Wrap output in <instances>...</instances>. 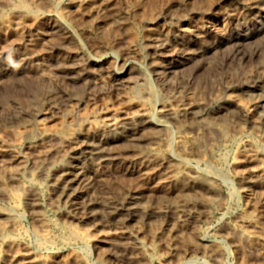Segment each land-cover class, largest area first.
<instances>
[{"label":"rangeland","instance_id":"374dc122","mask_svg":"<svg viewBox=\"0 0 264 264\" xmlns=\"http://www.w3.org/2000/svg\"><path fill=\"white\" fill-rule=\"evenodd\" d=\"M255 2L0 0V264H264V129L248 95L264 89ZM227 98L238 107L222 133L184 112H217ZM84 140L120 158L86 159L88 197L58 188ZM132 195L174 212L107 219ZM173 201L195 219L178 221Z\"/></svg>","mask_w":264,"mask_h":264},{"label":"bare ground","instance_id":"6f19581e","mask_svg":"<svg viewBox=\"0 0 264 264\" xmlns=\"http://www.w3.org/2000/svg\"><path fill=\"white\" fill-rule=\"evenodd\" d=\"M255 3H259V4H263L264 5V0H258V2H257V0H256V2ZM259 16H257V18H258ZM254 23V22H253ZM243 25H246V22H245V24H243ZM197 31V30H196ZM201 32V31H200ZM164 34V33H163ZM164 37H165V35H164ZM168 37V36H167ZM156 38V37H155ZM154 38V39H155ZM226 38V37H225ZM167 40V38L165 39V38H163V36H157V39L155 40V49L156 50H159V51H161L162 52V50H164L165 48H167V47H170L165 41ZM172 44V43H171ZM151 46V45H150ZM186 50H188V49H186ZM186 50H184L185 51V54L187 53V55L186 56H184V57H186V61H189V60H192V59H194L195 57H196V52L194 53H192V52H190V51H187L186 52ZM191 50V49H190ZM164 52V51H163ZM174 54V53H173ZM179 54V53H178ZM184 54V55H185ZM164 55V54H163ZM171 55V54H170ZM180 55H181V53H180ZM161 56V55H160ZM176 56V55H175ZM179 56V55H178ZM182 56H183V54H182ZM169 57H172V56H168V58ZM177 57V56H176ZM178 58V57H177ZM181 58V57H180ZM176 63H179V60H177V62H172L171 64L172 65H174V64H176ZM183 62H180L179 64H178V66L180 65V64H182ZM74 66V65H73ZM72 66V67H73ZM71 67V66H70ZM75 67V66H74ZM82 67V66H81ZM80 71V70H79ZM77 72V71H76ZM72 73V72H71ZM70 73V74H71ZM263 79H264V77H263ZM260 88V87H259ZM248 95H251L252 97L251 98H253V100H255V109H256V111H257V113H258V119L257 120H251V123H253L252 125H254V126H259L260 127V129L261 128H263L264 129V89H257V90H255V91H251L250 93H248ZM20 102V101H19ZM194 105V104H193ZM193 105H191L190 107L188 106V108H186L185 110H184V112L185 113H190V115H193V118L194 119H197V120H203L204 122H205V124L207 125V126H209L210 128H212L213 130L215 129L216 131H219V129L218 128H220L219 126H221V128H222V125H220V122H224L223 121V119L225 118V116H227L228 114V112H230V110H231V112H232V110L233 109H235V108H237L238 107V104H236V102H235V100H233L232 98H227L224 102H223V105H222V107H221V105H220V109L217 111V112H209V110L208 109H206V108H204L203 106H198V107H195V106H193ZM196 105V104H195ZM166 108V107H165ZM164 108V109H165ZM163 111V110H162ZM161 111V112H162ZM228 111V112H227ZM164 112H166V113H170L171 112V110H169L168 108H166L165 110H164ZM164 112H162V113H164ZM227 112V113H226ZM146 113V112H145ZM231 114V113H230ZM169 115V114H168ZM172 115V114H171ZM243 115L249 120L250 118H248V113H243ZM144 117V114H142L140 117ZM166 116V115H165ZM242 117V116H241ZM229 118V117H228ZM232 118V117H231ZM230 118V119H231ZM138 119H140L138 116L137 117H134V118H131V117H126L125 119H122V120H124V121H128V123L126 124V122H123L122 124H126V125H128V126H130V125H132L131 123H133L135 120H138ZM146 120V119H145ZM226 120H227V118H226ZM142 121V120H141ZM144 121V120H143ZM148 121V120H147ZM152 121V120H151ZM154 121V120H153ZM218 121H220L219 122V124H218ZM228 121H230V120H228ZM231 121H233V119L231 120ZM110 122V121H109ZM150 122V121H149ZM227 122V121H226ZM108 123V122H107ZM141 123V122H140ZM146 123V122H145ZM201 123V122H200ZM230 123V122H229ZM122 124H121V121L120 122H118V123H116L115 121H114V123H112L110 126L113 128V130L115 131V134L117 133L118 134V136H116V137H122V139L123 138H125V137H127L126 136V134H125V132L122 130L121 132H119V131H117V130H119V129H121V128H124V126H122ZM143 124V123H142ZM204 124V123H203ZM204 124V125H205ZM226 124V123H225ZM219 125V126H218ZM228 125V124H227ZM99 127V126H98ZM101 127V126H100ZM127 127V126H126ZM111 128V129H112ZM128 128V127H127ZM139 128V127H138ZM102 129V128H101ZM218 129V130H217ZM223 129V128H222ZM222 129H220V131L219 132H221L222 133ZM227 129V128H226ZM131 130H132V128H131ZM214 130V131H215ZM129 132V131H128ZM170 132V131H169ZM227 131L225 130V131H223V134H225ZM99 133V132H98ZM155 133V132H154ZM166 134V133H165ZM222 134V136H223V138H224V135ZM226 135V134H225ZM135 135H133V137H134ZM221 135H219V137H220ZM142 137V136H141ZM70 140V139H69ZM73 140V139H72ZM129 140H131L130 142H132V141H134L135 142V140H137V137L135 138H132V139H129ZM109 141V140H108ZM128 141V140H127ZM264 141V140H263ZM62 142V141H61ZM81 142V141H80ZM80 142L79 143H77L76 144V146L73 148V153L72 154H76V155H73V156H77V157H74V160L73 161H71L70 163H69V165L67 166V169H64V172L61 174V176H60V181H59V190L61 189V192H67V191H69V190H75V191H73V193L75 194V192L77 191V194L78 195H80V196H85V197H88V191H89V189L92 187L91 186V183L89 182V181H87V180H82L81 181V183H80V173H79V171H80V169L82 170V165H84V162L86 161V159H89V158H98L101 162H104L105 160H110V161H117V162H120V158H119V156L118 157H116V156H110L109 157V155H114V154H112L111 152L109 153L108 152V150L106 151V150H104L105 149V147L104 148H101L97 143H95V141H86L85 142V140H84V142L86 143H82V144H80ZM112 142V141H111ZM76 143V142H75ZM128 145V144H127ZM137 145H138V143H137ZM140 145V144H139ZM138 145V147H139V149L141 148L140 146ZM136 146V145H135ZM137 146H136V148H138ZM60 148V147H59ZM58 148V149H59ZM8 149V148H7ZM82 152L84 155L83 156H81V157H78V155H77V152ZM109 151H110V149H109ZM104 152L106 153V152H108V156L107 155H105L104 154ZM8 156H12V155H14L13 153H11V151L9 150L7 153H6ZM89 157V158H88ZM14 160V159H13ZM59 161V160H58ZM122 162V161H121ZM94 163V162H93ZM81 165V166H80ZM66 168V167H65ZM174 169V168H173ZM84 170V169H83ZM171 170V169H170ZM169 171V170H168ZM183 171V170H182ZM81 172H83V171H81ZM173 173H175V169L174 170H172V171H169V172H167V175H166V177H167V179L168 180H170L171 178H172V174ZM186 176H187V174H186ZM193 177V176H192ZM191 176H189V179H187V180H189L190 181V183L191 182H193L192 184H195L196 183V181L197 180H194V178H192ZM186 181V180H185ZM198 182V181H197ZM257 181H251V182H248L249 183V188L251 187H253L254 188V185H255V183H256ZM209 183V182H208ZM79 185L78 187H80L81 189L80 190H76L77 188V186H75V188L76 189H73V186L74 185ZM188 184V183H187ZM197 184V183H196ZM201 184V183H200ZM203 184V183H202ZM188 185H190V184H188ZM198 185H199V182H198ZM204 185H206L205 183H204ZM210 189L209 187H205V189ZM211 188H213V187H211ZM245 189H248V188H245ZM212 190V189H211ZM214 191V190H213ZM68 193V192H67ZM72 193V194H73ZM73 194V195H74ZM72 195V196H73ZM70 196H71V194H70ZM79 196V197H80ZM90 197V196H89ZM182 198H184V197H182ZM181 199V198H180ZM188 199V198H187ZM187 199H184V200H186L187 201ZM200 199V198H199ZM101 200H103V199H101ZM101 200H98V198L96 199V200H94V201H92V203H93V205H94V207H95V209H93V208H91V209H93V210H96V207L98 206V205H100L102 202H100ZM175 200H177V199H175ZM182 200V199H181ZM186 201L184 202V201H182V202H176L177 204H175V201H173L174 202V206L176 207V218L178 219V221L180 220V222H182V224L184 223V225L185 224H187V221H190V220H192V219H195V211H192V210H190L189 208H187L188 207V202L190 201V200H188V202L186 203ZM192 201V200H191ZM106 202V201H105ZM208 202V201H207ZM128 203L130 204V206L129 207H127V206H124L123 205V203H122V208L121 207H119V208H117V207H113L111 210H109L108 212H107V219H117V218H119V217H124V218H128V219H131V220H133V218H140V219H147V218H149V217H151L152 215H154V214H157V215H169L170 214V212H172L171 211V207L170 206H166L165 208H158L157 210H150L149 208H147V207H145L144 205L146 204H143V199H141L140 197H138V196H130V198L128 199ZM190 203V202H189ZM203 203V202H202ZM173 204V203H172ZM212 204V203H211ZM90 205V204H89ZM206 205V204H205ZM208 205V204H207ZM161 207V206H160ZM111 208V207H110ZM121 208V209H120ZM157 208V207H156ZM171 208V209H170ZM155 209V208H154ZM174 209V208H173ZM92 211V210H91ZM105 211H106V209H105ZM93 212V211H92ZM104 212V211H103ZM174 212V211H173ZM88 213V212H87ZM104 213H106V212H104ZM172 214V213H171ZM91 216V215H90ZM94 216V215H93ZM102 216H103V214H102ZM106 216V215H105ZM170 216V215H169ZM172 216H174V214L172 215ZM171 216V217H172ZM86 217V216H85ZM88 217V216H87ZM155 217V216H154ZM156 217H158V216H156ZM165 217H167V216H165ZM153 218V217H152ZM174 218H175V216H174ZM96 219V218H95ZM114 220V221H115ZM108 221V220H107ZM111 221V220H110ZM118 221V220H117ZM177 220H175V222H178ZM120 222V221H119ZM186 222V223H185ZM191 222V221H190ZM8 223H9V221H8ZM110 223V222H109ZM126 224V223H125ZM163 224V223H162ZM176 224V223H175ZM180 224V223H179ZM8 225V224H7ZM189 225V224H188ZM179 226V225H178ZM184 227V226H183ZM174 229H176L175 227H174ZM5 234V233H4ZM238 234V233H237ZM238 236H240V235H238ZM236 238L238 239V237L236 236ZM241 239V238H240ZM247 240H248V238H246ZM242 240V239H241ZM248 243V242H247ZM32 261V260H31ZM38 261V260H37ZM33 262V261H32ZM36 264V263H35Z\"/></svg>","mask_w":264,"mask_h":264}]
</instances>
